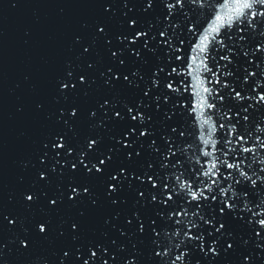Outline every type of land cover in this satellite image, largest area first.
<instances>
[{
	"label": "snow or ice",
	"instance_id": "snow-or-ice-1",
	"mask_svg": "<svg viewBox=\"0 0 264 264\" xmlns=\"http://www.w3.org/2000/svg\"><path fill=\"white\" fill-rule=\"evenodd\" d=\"M73 8L48 75L9 89L0 264H264V0H73L57 19Z\"/></svg>",
	"mask_w": 264,
	"mask_h": 264
},
{
	"label": "water",
	"instance_id": "water-1",
	"mask_svg": "<svg viewBox=\"0 0 264 264\" xmlns=\"http://www.w3.org/2000/svg\"><path fill=\"white\" fill-rule=\"evenodd\" d=\"M70 2H73V0H21V6L13 8L11 7V0H0V29L3 30V40L0 42V132L9 142L14 141L16 130L21 126L20 122L13 119L10 114L15 111L16 95L21 94L23 91V89H20L17 90L16 94H12L9 89L19 83L26 72H33L41 80L48 75L49 68L42 65L41 56L51 57L54 63L58 62L63 52L62 44L67 36L69 27L75 25L82 14L88 11L87 9L73 8L67 21L57 19V7L63 3ZM119 2L120 0H117V3ZM37 16L39 17L38 21ZM195 18L203 19L202 16ZM25 27L34 29L35 43L31 46H25L22 42L23 29ZM255 39L259 41L261 37L256 36ZM196 41L197 37L195 35L186 34L185 54L191 55V45L196 43ZM220 63L223 64L224 62L221 61ZM237 67L242 70V60L233 62L232 68L235 70ZM201 75L205 76L206 74L201 73ZM184 79L189 84L192 83L190 77H184ZM213 87L219 86L213 85ZM184 96L185 102L191 106L193 101L188 99L191 96V89L186 91ZM248 115L250 117L248 129L253 132L252 142H254V138L257 135L264 139V133L255 130L257 123H259L260 127H264V114L250 109ZM183 119L188 131L196 133L197 128L194 127L196 117L188 112ZM27 126L34 131L39 128L38 124L32 122H27ZM244 130L241 129L242 132ZM193 140L194 137H190L188 142L193 143ZM244 155L248 156L249 160L251 159L249 154ZM260 157L264 158V150H260ZM256 167H264V165L257 164ZM14 177L15 170L9 167L5 173V182L11 185L14 183ZM7 195L6 189L0 191V199L6 200Z\"/></svg>",
	"mask_w": 264,
	"mask_h": 264
}]
</instances>
